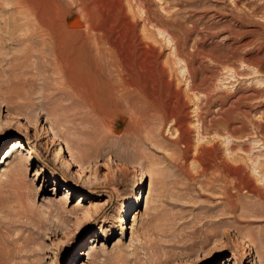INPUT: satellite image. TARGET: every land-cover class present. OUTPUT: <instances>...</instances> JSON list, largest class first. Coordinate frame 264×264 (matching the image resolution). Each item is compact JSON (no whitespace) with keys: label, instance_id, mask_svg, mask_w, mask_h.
Segmentation results:
<instances>
[{"label":"rangeland","instance_id":"rangeland-1","mask_svg":"<svg viewBox=\"0 0 264 264\" xmlns=\"http://www.w3.org/2000/svg\"><path fill=\"white\" fill-rule=\"evenodd\" d=\"M91 1L0 0V264H264V0H98L179 37L183 133L103 96Z\"/></svg>","mask_w":264,"mask_h":264},{"label":"bare ground","instance_id":"bare-ground-1","mask_svg":"<svg viewBox=\"0 0 264 264\" xmlns=\"http://www.w3.org/2000/svg\"><path fill=\"white\" fill-rule=\"evenodd\" d=\"M110 1H112V0H110ZM103 3H104V1H103ZM90 5H92L93 7L97 5V8H98L99 1L93 0L90 2ZM103 5H105V4H103ZM103 5H102V7H103ZM92 6H89V8L90 7L91 8L88 9V11L87 10L86 11H87V13L89 12L91 27H94V25H95L94 17L96 15L94 16V13H93V12H95V10H94L95 7L93 8ZM104 7H106V8L103 9ZM104 7L101 9L99 6V8H98L99 12H100V10L102 12L103 16L100 14L102 16V18L104 17L103 18V26L101 28V34H100L101 36L99 34H97L100 36V37H98V40L96 39L97 36H95L96 38L93 36L96 41L93 40V42H95V43H93L91 41L93 43V45L95 44V48L94 47L93 48L96 51L95 57H96V60L98 61L96 63H97V65L98 64L101 65L100 67L102 68V70L100 69L101 70L100 73L105 77V81H106L104 86H102V84H101L103 96H105V98L108 101L112 102L111 104H113V106H114V104L117 105V104H122L124 102L128 103V104L131 103L132 106L135 105L137 107L140 104H141L140 106H142V104H146V105H149V104L155 105L156 104V105H158L160 112H162L164 115V117H163L164 122L166 124L173 122L175 129L178 132L183 133L184 127L186 124H185L184 120L181 119L182 117L179 116L178 112L175 111L174 106H175V104H178V102H180L182 100V96L184 93L182 94V92H181L182 87H180V86L177 87V85L175 86L172 80L169 83H166L164 81L165 77L167 76V67L166 66H168V65L165 66L163 61H162V57L165 53V44L164 43L167 42L168 44H172L171 45L172 46L171 48L173 49L172 56L174 55L175 56L174 58H176L175 59L176 63H173L174 61H172L171 63L177 64L178 66H181L180 68L182 70L184 69L182 67L184 59H182V56H181L180 51H179V49H180L179 47L181 46L179 43L180 41L178 40L179 37L171 29H168L165 27L162 28L161 26L154 25L157 28V30L159 31L160 35H162L164 38H163V40H159V38L158 39L153 38L154 39L153 41H149L148 37H147V39H148L147 40L145 37H143V35H141L140 31L138 30V25L140 24V22L137 19L133 20V19H130L129 16H127L128 21H126V20L123 21V20L119 19L120 17L118 18V11H116V9H113L110 6L108 7L109 8L108 9L107 5ZM119 7H122V6L120 5ZM110 8H112V10H110ZM92 15L94 17H92ZM149 22H151V21H149ZM181 25H182V23H181ZM99 27H101V26H99ZM176 27H177V25H176ZM92 30H93V28H92ZM154 32L155 31H152L150 29V33L156 35ZM157 44H160V45H157ZM90 46H91V44H90ZM91 53H92V51H91ZM232 57H233V55H232ZM92 58H93V56H92ZM229 59H230V57L227 56V60H229ZM91 64L93 65V63H91ZM97 65H95V67ZM172 66H174V65H172ZM172 66L170 65L169 67H172ZM183 72H184V70H183ZM185 78L187 80V77H185ZM172 79H174V78H172ZM189 83H190V81H189ZM190 86H189L190 91L191 90L195 91V86L193 84ZM99 88H100V86H99ZM95 95H97V94H95ZM184 95H186V94H184ZM179 104H181V102ZM185 104H187V103H185ZM149 106H151V105H149ZM142 107H146V106H142ZM152 108H154V107H152ZM117 109H119V108H117ZM128 109L130 111V108H128ZM176 109H177V107H176ZM133 110L131 108V111H133ZM154 110H155V108H154ZM180 110H181V108H180ZM31 111L32 110H30V111L25 110V111H20V112L18 111V112H16L15 117L17 116L18 119H25L27 121H34L37 123L38 122L37 114L34 112H31ZM104 111H106V110L104 109ZM110 111L111 110L109 109V112ZM119 112H121L120 109H119ZM127 112H128V110H127ZM137 112H134V113H137ZM155 112H156V110H155ZM106 114H107V112H106ZM153 114H154V112H153ZM155 114H154V116H155ZM159 116H160V113H159ZM216 120H217V117L207 118V117H202V115H201V120H199V122H201L203 130L207 132V131H210L211 128L213 129L216 127V126L213 127L214 126L213 124L216 122ZM218 121H219V117H218ZM216 123H218V122H216ZM136 128L138 129L137 126H136ZM181 137H182V135H181ZM84 155H86V153ZM228 165H230V164H228ZM231 166H232V164H231ZM227 168H226V170H229V168L228 169ZM232 170H229V172ZM234 172L236 173V171H234ZM234 172H231V173L233 176H236L237 174L234 175L233 174ZM237 173L239 175L238 171H237ZM232 175H229V176H232ZM239 177H241V176H239ZM240 181L242 182L243 180H240ZM249 181L250 180H248L247 182L245 181L246 185ZM245 182L242 183V184H244V186H246ZM236 184H238V183H235V185ZM248 184H250V183H248ZM245 188L247 189L248 192L249 191L255 192V194L257 193L255 191V189H261L263 191V195H264V188H262L261 186L258 187L256 185H254V186L248 185ZM237 189H238V187H237ZM240 191L242 193V190H240ZM262 191H261V194H262ZM259 193H260V191H259ZM212 254H214L213 249L210 248L209 256H211Z\"/></svg>","mask_w":264,"mask_h":264}]
</instances>
